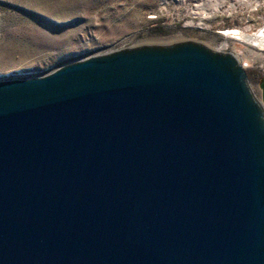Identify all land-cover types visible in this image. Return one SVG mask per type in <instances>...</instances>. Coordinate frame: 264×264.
I'll return each instance as SVG.
<instances>
[{"label":"water","instance_id":"95a60500","mask_svg":"<svg viewBox=\"0 0 264 264\" xmlns=\"http://www.w3.org/2000/svg\"><path fill=\"white\" fill-rule=\"evenodd\" d=\"M194 42L0 81V264H264V77Z\"/></svg>","mask_w":264,"mask_h":264},{"label":"rangeland","instance_id":"374dc122","mask_svg":"<svg viewBox=\"0 0 264 264\" xmlns=\"http://www.w3.org/2000/svg\"><path fill=\"white\" fill-rule=\"evenodd\" d=\"M160 3L161 0H0V81L43 77L71 62L141 46L194 42L217 50L225 39L215 31L238 22L249 33L264 32V0H210L205 9L219 13L200 22L204 25L201 27L194 21L192 28L183 16L184 10L162 14L164 4ZM231 6L233 16H219ZM254 6L257 10L247 14V7ZM227 41L225 52L238 59L247 73L249 88L259 97L264 51L243 41Z\"/></svg>","mask_w":264,"mask_h":264},{"label":"built area","instance_id":"2783aa9c","mask_svg":"<svg viewBox=\"0 0 264 264\" xmlns=\"http://www.w3.org/2000/svg\"><path fill=\"white\" fill-rule=\"evenodd\" d=\"M210 0H161V3L159 5L162 6V14L167 13L169 10H173L176 11L178 10H184V14L183 16H186L188 18V27L192 28L193 26V22L196 21L197 22V26L201 27L204 26L203 24H201L200 22H203L205 20L211 19L213 18L217 13H219L218 10H207L205 9L206 4L209 2ZM172 3L174 6H172ZM172 6V7H171ZM257 10V6H254V8H249L247 7V14H249V12H253ZM202 11L204 13H202ZM178 12V11H176ZM214 13V14H211ZM181 14V13H178ZM177 14V15H178ZM234 14V6H231L228 10V12L226 11H222L219 16H223V17H228V16H233ZM203 15L202 18H200ZM207 18H205V16ZM246 22V21H245ZM243 25V23H236L234 25L231 26V28L228 29H223V30H217L215 31V34H217L218 37L222 38V35L229 32L228 34V40L231 42H240L238 40V32L239 31H245L247 34L251 35L252 37L257 36L259 32L262 31H257L256 33H249V29L248 28H243L241 27ZM234 29V31H233ZM233 36L237 37V38H233ZM228 49H226L227 51ZM231 54V53H230ZM233 55V54H232Z\"/></svg>","mask_w":264,"mask_h":264},{"label":"bare ground","instance_id":"6f19581e","mask_svg":"<svg viewBox=\"0 0 264 264\" xmlns=\"http://www.w3.org/2000/svg\"><path fill=\"white\" fill-rule=\"evenodd\" d=\"M202 13H204V12H202ZM204 16H205V18H207L206 15H204ZM202 17H203V15H202ZM233 31H234V29H233ZM228 34H229V32L222 35V36H224L225 40L223 42H221L218 45L217 50H214V51L225 52V50L228 48V41H227V39L229 37ZM238 34H239V36H238L239 41H243L244 43L249 44L252 48H255L259 51H264V32H259L258 35L254 36V37H252L251 35L246 34V33H241V31H239ZM233 38H237V37L233 36ZM151 46H158V45H151ZM166 46H169V44Z\"/></svg>","mask_w":264,"mask_h":264}]
</instances>
